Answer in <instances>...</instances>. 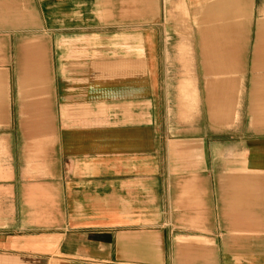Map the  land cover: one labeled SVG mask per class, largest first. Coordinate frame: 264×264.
I'll use <instances>...</instances> for the list:
<instances>
[{
    "label": "crops",
    "instance_id": "0c3cea01",
    "mask_svg": "<svg viewBox=\"0 0 264 264\" xmlns=\"http://www.w3.org/2000/svg\"><path fill=\"white\" fill-rule=\"evenodd\" d=\"M38 1H45L44 21H57L58 4L51 3L57 0ZM133 1L137 11L148 9L145 17L153 15L152 0ZM35 3L0 4V264H264V177L204 175L196 151L191 153L195 145L180 140L169 139L164 156L158 155L161 135L147 126L154 98L138 81L141 54L131 48L130 33L115 40L117 48L114 34L101 33L102 25L131 21L130 0L79 5L85 8V120L106 122L66 129L73 138L64 142L63 169L51 166L48 177L28 179L25 132L10 122L21 118L20 92L57 113L52 84L11 80L24 62L34 73L36 59L24 46L43 44L37 34L42 10ZM142 55L150 72L153 47ZM47 61L45 53L44 67ZM103 71L121 75L90 87ZM62 113L73 117V102L66 101Z\"/></svg>",
    "mask_w": 264,
    "mask_h": 264
},
{
    "label": "rangeland",
    "instance_id": "374dc122",
    "mask_svg": "<svg viewBox=\"0 0 264 264\" xmlns=\"http://www.w3.org/2000/svg\"><path fill=\"white\" fill-rule=\"evenodd\" d=\"M130 1L131 21L102 25L101 33L115 35V48L121 44L115 40L121 41V34L130 33L131 48L141 54L137 59L144 71L138 72V81L154 98L153 121L147 126L161 135L158 155L162 152L164 156L169 139L180 140L195 145L191 153L196 151L194 157L201 161L204 175L241 174L249 180L264 177V0H239L242 18L225 5L233 0H152L153 15L146 17L148 9L143 7L144 12H139L136 8L140 5ZM71 2L75 7L70 6ZM83 2H51L58 4L57 21L53 22L44 21L45 1L40 5L36 0L35 7L42 10L37 34L43 44L30 41L24 46V51H31L36 59L34 73L28 72L31 66L25 62L21 74L11 72L14 83L19 79L22 85L46 81L56 92L57 113L52 114L49 105L27 102L36 96L20 92L21 118L10 121L11 126L25 132L28 179L48 177L51 166L63 169L68 159L64 142L73 138L65 136L66 129L97 127L106 122L85 120V8L79 6ZM116 3L119 5L120 0ZM213 3L222 7L207 11ZM145 47H153L150 72L145 69L146 57L142 55ZM45 53L48 61L44 67ZM112 75H118L119 80L121 73L100 72L103 79L91 80L89 86L111 84L107 76ZM66 101L73 102L76 112L67 119L62 113ZM34 145L38 149L43 146L42 151L30 152ZM29 161L33 167H28Z\"/></svg>",
    "mask_w": 264,
    "mask_h": 264
},
{
    "label": "bare ground",
    "instance_id": "6f19581e",
    "mask_svg": "<svg viewBox=\"0 0 264 264\" xmlns=\"http://www.w3.org/2000/svg\"><path fill=\"white\" fill-rule=\"evenodd\" d=\"M225 5L226 6H229L230 8H232V10H233V15H235L236 17H238V18H242V16L244 15V11H243V9H242V5H241V3L239 2V0H233V1H231V2H229V3H225ZM222 7V5L221 4H218L217 6H216V8H215V10H217L218 8H221ZM230 10V9H229ZM225 13V12H224ZM222 16H223V14L222 13H220ZM219 14V15H220ZM233 15H232V17H233ZM221 17V16H220ZM225 18V17H224ZM220 19V18H219ZM229 19H230V17H229Z\"/></svg>",
    "mask_w": 264,
    "mask_h": 264
}]
</instances>
